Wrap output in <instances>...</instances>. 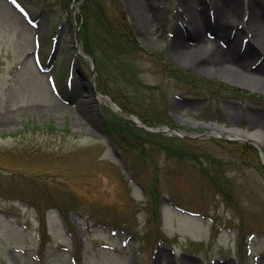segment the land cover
<instances>
[{
    "label": "rangeland",
    "instance_id": "1",
    "mask_svg": "<svg viewBox=\"0 0 264 264\" xmlns=\"http://www.w3.org/2000/svg\"><path fill=\"white\" fill-rule=\"evenodd\" d=\"M183 1L201 9L202 0H92L83 41V0H71L68 11L56 14L38 0H0L1 264H264V170L257 159L241 164L234 145L212 141L216 137L172 135L188 139L176 146L223 164L226 197L202 176L198 162L166 156L159 142H143L139 152L113 141L103 117L109 120L115 110L111 100L79 102L78 66L125 103L149 116L160 112L188 135L208 130L189 117L264 131V70L248 76V67L241 74L217 57L185 49L198 38L175 39L177 24L190 17ZM211 1L224 9L247 2L264 24V0ZM118 4L139 50L124 49L106 21L116 18ZM245 18L242 12L226 39ZM201 29V43L215 39L224 47L215 25ZM251 33L243 30L234 39L240 48L232 55L256 59L244 41ZM75 40L81 52L76 61ZM70 63L75 73L67 76ZM179 71L189 79L175 77ZM138 180L157 181L155 205ZM52 197L63 202H50ZM54 205L69 210L68 222Z\"/></svg>",
    "mask_w": 264,
    "mask_h": 264
},
{
    "label": "trees",
    "instance_id": "2",
    "mask_svg": "<svg viewBox=\"0 0 264 264\" xmlns=\"http://www.w3.org/2000/svg\"><path fill=\"white\" fill-rule=\"evenodd\" d=\"M38 1L41 3V5L46 6L48 9H53L55 7V10H56L55 14H56L59 11L61 12L68 11L69 3L71 0H56L54 3V6L51 3H49L48 0H38ZM91 2L92 0H83V3L85 4V7H83V11H82V15L84 18V24L82 28L81 38L83 39V41H86L85 32L88 27V24L90 23V20L88 18V13H87V10H88L87 7H88V4L90 5ZM99 8H102V7H98V9ZM118 9H119L118 15L116 16V18L112 19V21H110V19L107 18L104 12V15L106 16V21L110 23L111 27L114 24L115 26L114 34H116L117 38L120 39L121 46H123V48L129 47L131 51L141 49L142 47L139 45V41L134 35L132 27L128 21L127 15L125 11L123 10V8L120 7L119 4H118ZM93 14L94 12L92 11L91 16H93ZM110 26L108 27L110 28ZM171 72H173V70ZM180 73L181 72L179 71L175 75V77H179V79H182V80L189 79L185 74H182V73L180 74ZM205 83L209 85L210 81H205ZM97 88L101 92L109 94L112 97V99L116 101L124 111L133 112L137 114L147 124L164 123V124L172 125V121L169 118L168 119L163 118L160 112H155L153 116H149L145 114L146 112H144L140 108H136L133 105L125 103L112 90H110L109 88L103 87L102 82H100L99 78L97 79ZM109 114H110V119L108 120V125L110 127L109 130L110 132L114 133L116 141L122 148L126 149V147L122 145L121 142L127 143L128 147L141 152L142 151L141 147L143 145V142H149L150 140L153 142H159L160 148L164 150L166 156H174L176 159L180 160L181 162H185V163L191 162V161L198 162L200 164L199 170L202 176L207 177V179L213 185L212 188L215 187L220 194H224V196L227 197L228 192L224 190V186L227 184V180L225 177H223V175H221L223 164L220 161H218L216 157L215 159L212 158L211 160H208V158L201 159L198 156V153H194L191 150H188V149L186 150L182 148L181 146L175 145L176 140H179V141L183 140L184 142H187L188 139L164 135V134L155 133V132H149L145 130L144 128L137 126V124L131 121L130 119L123 118L119 113L109 112ZM44 123L45 125L50 126L52 129L59 128L57 126L49 125V122H44ZM38 126L40 127L41 125L38 124ZM146 136L147 137L152 136V137L151 139H148ZM212 141L216 143H221V145H234V151H235L236 157L239 159V162L241 164L251 166L254 163L255 164L258 163L261 169V162L258 159L259 158L258 152L253 145L249 143H245V142L244 143L230 142V141H226L223 139H213ZM205 157H207L206 154H205ZM256 159H257V163L255 161ZM212 166H214V168H212ZM133 176L134 178H136L135 173L133 174ZM224 179L226 181H224ZM138 181L144 185L143 180H138ZM41 186L43 187L42 189H44L45 192H49V187L46 185L45 182L41 183ZM144 187H145L146 194L150 197L149 199H150L151 204L155 205L156 198L159 195L158 188H157L158 187L157 181L154 180L151 182H147L145 183ZM47 194L51 196L53 195L51 193H47ZM49 200H51L50 202L52 201L55 202L57 200L60 202H63L62 197H52V198H49ZM54 206L60 212L64 221L68 222L69 210L68 209L64 210L62 205H54ZM39 219H40V226L42 227L41 230L43 233L46 231L44 214H42L41 217L39 216Z\"/></svg>",
    "mask_w": 264,
    "mask_h": 264
},
{
    "label": "bare ground",
    "instance_id": "3",
    "mask_svg": "<svg viewBox=\"0 0 264 264\" xmlns=\"http://www.w3.org/2000/svg\"><path fill=\"white\" fill-rule=\"evenodd\" d=\"M181 6L184 8V12L187 11V13H190V17L188 22L184 19L177 24L175 39H180L182 41L184 38H186L187 35H190V38L191 37L194 39L198 38L196 39L198 40L197 45L193 47H185V49L189 50L190 52L194 51L193 54L203 52V55L217 57V59L219 60L220 63H222V65H227V66L230 65L229 67L232 66L235 70H237L241 74L242 71L244 70V67H248L249 71L246 75L254 76L255 74V76L257 77L262 75V74L259 75L258 71L264 70V24L263 21L262 23L260 22V24L256 22L259 15L250 7L249 3L246 2V7L243 6L241 8L237 2L232 6H228L226 7V9H224L223 6H221L216 1L212 2L211 0H202L201 9L198 11H194L192 8H190V6H188V3L186 1H183ZM152 12H155L154 8ZM242 12L243 14H246V18L245 21L243 22V26L239 29H236L232 37H228L226 39V37L230 34V31L226 33V30L228 28L230 30V28L232 27L231 24H233L238 17L240 19ZM153 17L155 21L156 17L155 16ZM262 19H264V15ZM203 25H210V26L215 25L217 27L215 36L220 37L221 39H226V41L225 42L223 41L222 43L224 47L218 44L215 39L208 40L207 43H201L202 42L201 36L203 37L202 35L203 30L201 29V27ZM243 30L252 32L250 35V39L247 40L246 44H247L248 52H250V54H253V56H257L256 59L254 60L250 57L243 59L240 56L236 57L232 55L231 52L232 50H235L236 48L237 49L240 48L237 47L238 39H236V41L234 39L238 38L239 34ZM197 46H204L205 49H203V51L201 50L196 51ZM178 51L180 52L185 50L181 49ZM186 58L188 57H184V59ZM251 59L253 62L250 61ZM252 63L255 64L251 71ZM227 66L225 67L227 68ZM228 69L232 70V68H228ZM83 92L85 94L81 95L82 101L85 100L93 101V97L89 92H87L85 89ZM179 117L182 120H185V118H183L182 115ZM188 120L191 121L192 123H195V120L193 118L189 117ZM228 131L229 132L232 131L233 133H235L231 135H235L243 139L250 138L252 139V141L259 143L261 145L264 141V131L261 129H253V130L239 129L233 126H226L225 124L220 125L217 123H214L208 129V132L217 133L221 135H225V134L229 135L231 132L229 133Z\"/></svg>",
    "mask_w": 264,
    "mask_h": 264
},
{
    "label": "water",
    "instance_id": "4",
    "mask_svg": "<svg viewBox=\"0 0 264 264\" xmlns=\"http://www.w3.org/2000/svg\"><path fill=\"white\" fill-rule=\"evenodd\" d=\"M75 35L74 34V38H75ZM74 48H75V52H74V58H75V61L77 59V56L79 54L78 52V47H77V42L75 40V45H74ZM91 60H93L92 56H90ZM78 71H79V74L82 76V79H83V88L89 92L91 94V96L93 97V102L95 105H98V98H107V96H104V95H101L99 92H97V90L95 89V84L94 82L89 79L85 73L80 69L78 68ZM118 110H120L119 108H117ZM135 117V116H134ZM134 120L139 123V119L138 118H134ZM214 123H217L219 124L218 122H209V123H201L199 121H195L194 126H205V127H210L211 125H213ZM220 125H223V124H220ZM150 130L152 131H157V132H162V133H178L179 135H183V136H189V137H210V136H215V137H222V138H225L227 140H239L241 137H238V136H235V137H232V136H225V135H221V134H217V133H211V132H208V130L206 132H204L203 134H198V135H187L185 132H183L182 130H179V129H173V128H168V127H164V128H158V127H148ZM211 130V129H210ZM229 132V131H228ZM231 132V133H230ZM229 133L230 134H235L233 133L232 131H230ZM246 141H249L251 143H254L255 146L258 148L259 152H260V155H261V160H262V163L264 165V152L261 150L260 148V144L259 143H256L254 141H252V139L250 138H246L244 139Z\"/></svg>",
    "mask_w": 264,
    "mask_h": 264
}]
</instances>
